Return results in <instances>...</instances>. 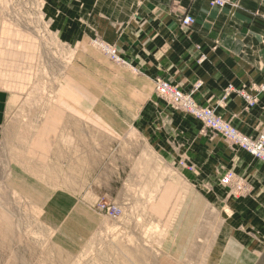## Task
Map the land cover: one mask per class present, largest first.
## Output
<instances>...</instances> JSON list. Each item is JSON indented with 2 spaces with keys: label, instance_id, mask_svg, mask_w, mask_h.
Wrapping results in <instances>:
<instances>
[{
  "label": "rangeland",
  "instance_id": "rangeland-1",
  "mask_svg": "<svg viewBox=\"0 0 264 264\" xmlns=\"http://www.w3.org/2000/svg\"><path fill=\"white\" fill-rule=\"evenodd\" d=\"M57 11L48 0H0V264H202L195 246L200 247L202 209L205 216L212 209L201 198L214 193L210 179L234 196L249 192L245 179L230 159L210 154L205 168L180 158L168 169L163 160L137 144L133 130L122 133L120 124L97 123V176L110 169L112 185L88 186L83 195H75L73 190H81L74 187L80 182L75 177L78 130L88 131L89 124L73 122L69 116L73 112L65 104L85 99L86 89L93 85L105 97L122 94L120 86L109 84L110 73L127 63L115 44L97 37L84 44L80 58L77 46L63 42L52 26ZM183 18V26L195 23L185 25ZM105 43L114 46L123 61L103 50ZM158 79L168 81L154 80L156 97L198 126L194 149L224 145L227 157L237 150L264 163V156L254 155L199 112L160 95ZM171 84L190 95L198 109L232 125L214 107L199 104L194 92ZM263 92L264 85L237 91L249 109ZM242 93L255 97V104L250 105ZM128 95V99L135 97ZM235 128L253 142L264 136V132L250 136ZM13 170L43 187L20 183L12 177ZM228 176L231 179L225 183ZM11 183L30 190L22 193ZM208 213L204 222L211 232L216 220Z\"/></svg>",
  "mask_w": 264,
  "mask_h": 264
},
{
  "label": "crops",
  "instance_id": "crops-1",
  "mask_svg": "<svg viewBox=\"0 0 264 264\" xmlns=\"http://www.w3.org/2000/svg\"><path fill=\"white\" fill-rule=\"evenodd\" d=\"M48 1L60 10L53 28L63 42L77 46L80 58L84 44L97 37L115 44L127 63L110 73L109 84L120 86L122 94L105 97L93 85L86 89L85 99L65 104L73 112L69 115L73 122L89 124L88 131L78 130L81 137L77 141L79 168L75 177L80 182L74 187L81 190L73 193L80 197L88 186L112 185L107 173L110 169L97 176V123L120 124L122 133L133 130L137 144L163 160L168 169L180 158L204 168L209 154L230 159L249 192L234 196L228 189H218L217 181L210 179L214 193L206 200L201 198L212 209L206 211L207 216L202 209L200 247L195 246V250L201 251L202 264H264V163L237 150L227 157L224 145L194 149V128L198 126L157 98L153 87L154 80L162 77L186 92H194L199 104L214 107L218 115L245 134L264 132V92L250 109L237 93L264 85V0H229L223 7L211 6V0ZM185 15L195 19L192 26L181 24ZM104 65L110 67L107 61ZM95 69L101 71L100 67ZM228 88L232 91L225 97ZM147 89L150 95L146 99ZM129 92L135 97L128 99ZM59 147L61 141L58 152ZM196 154L201 158L193 159ZM12 177L22 184H37L15 170ZM11 184L22 193L30 190ZM208 212L216 220L211 232L204 222L209 219Z\"/></svg>",
  "mask_w": 264,
  "mask_h": 264
},
{
  "label": "built area",
  "instance_id": "built-area-1",
  "mask_svg": "<svg viewBox=\"0 0 264 264\" xmlns=\"http://www.w3.org/2000/svg\"><path fill=\"white\" fill-rule=\"evenodd\" d=\"M227 0H211V6H219L223 7ZM183 22L185 25H192L195 22V19L192 16L186 15L183 18ZM96 43H99L96 41ZM103 50H105L114 60L123 61L121 57L118 55L114 46L110 44H101ZM156 89L160 95L170 99L173 103L181 106L189 108L191 111L199 112L200 115L204 116L206 119L214 122L220 128L226 130L228 133L232 134L235 138L245 144L256 156H264V136H261V139L258 142H253L249 140L247 137L242 136L235 127L216 118L210 111L198 109L192 99V97L188 94H185L180 88L171 84L168 81L158 79L156 84ZM245 99L248 100L250 105H254L256 102V98L251 96L250 94H243ZM230 177H226L223 181L228 183L230 181Z\"/></svg>",
  "mask_w": 264,
  "mask_h": 264
},
{
  "label": "bare ground",
  "instance_id": "bare-ground-1",
  "mask_svg": "<svg viewBox=\"0 0 264 264\" xmlns=\"http://www.w3.org/2000/svg\"><path fill=\"white\" fill-rule=\"evenodd\" d=\"M12 100V99H11ZM14 100V99H13ZM15 103V102H14Z\"/></svg>",
  "mask_w": 264,
  "mask_h": 264
}]
</instances>
